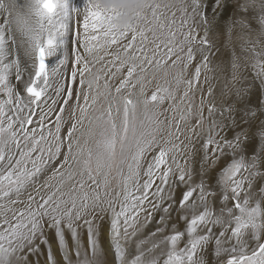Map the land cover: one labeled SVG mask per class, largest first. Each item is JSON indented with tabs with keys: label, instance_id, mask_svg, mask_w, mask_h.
Masks as SVG:
<instances>
[{
	"label": "snow or ice",
	"instance_id": "1",
	"mask_svg": "<svg viewBox=\"0 0 264 264\" xmlns=\"http://www.w3.org/2000/svg\"><path fill=\"white\" fill-rule=\"evenodd\" d=\"M221 48L223 84L201 90L196 123L191 101L161 120L175 91L147 95L143 74L171 61L184 103ZM94 151L95 171L77 167ZM41 256L264 264V0H0V264Z\"/></svg>",
	"mask_w": 264,
	"mask_h": 264
},
{
	"label": "bare ground",
	"instance_id": "2",
	"mask_svg": "<svg viewBox=\"0 0 264 264\" xmlns=\"http://www.w3.org/2000/svg\"><path fill=\"white\" fill-rule=\"evenodd\" d=\"M74 2L80 6L83 5V0H74ZM164 2H169V0H164ZM179 15H180L179 12H177V20H179ZM73 25H75L76 29L82 33V23L80 25H77L75 22H73L71 25L72 29H73ZM146 47L151 48L152 45H146ZM69 52H70V48H69ZM220 53H221V51H220ZM151 54L152 53L149 52V55H151ZM222 59H224V58L219 56L218 60L215 59L214 62H212V65H211V68L213 69L212 71H208L207 73H204L202 71L201 81H200L199 85H196V84L193 85V89L189 92L188 100H185L184 103H181V98L183 97L185 85L181 84L179 86V88L176 87V84H175V81L173 80V77H174L177 69L173 68L171 66V61H168L167 64L162 65L158 69L157 68H150L147 73L143 74L144 75V85H145V90H146L147 95H151V93L153 91H155V89H156L155 87H156V84H158V82H159V84H162L163 87H169L171 90L175 91V96H176L175 101H173L171 99H166L162 104L154 106L155 110L161 113L160 119L165 120V123H167L166 118L170 119L172 117L173 113H172L171 109L173 107H175L177 109L176 119L178 120L180 113L183 111H186L189 101H191V105H192V116L191 117L196 119V107H197L199 99L201 97V90H203L205 92V100H207L208 97L206 96V90H207L209 84L214 89H216L217 91H219V88L223 84V79L220 76L221 70L219 67H217V65L220 64V61ZM198 62H199V57H197V60L194 61L193 64H191L185 70V72H184L185 78H192V76L194 74L195 67L197 66ZM103 63L104 62L101 61V63L97 64L95 66V68L97 70L100 69ZM205 75H207V77H208L207 83L204 82V76ZM106 78L109 79L111 86L114 88L115 86L118 85L119 80L122 78V74L117 73V75L114 79H112L110 76L106 77ZM102 84H103V82H101V85ZM98 111H99V106L97 107V112ZM95 114L96 113L94 112L93 115H95ZM206 115H207V110L205 109V116ZM67 118H68V115H67ZM188 123H189V125L195 124L194 122H191L190 120L188 121ZM67 127H68V125L66 123L64 126V130L61 131L62 136L64 135ZM180 127L182 129H184L185 124L183 122H181ZM186 134L191 135L190 133H187V132H186ZM181 139L183 140L184 137L182 136ZM192 139L195 140L196 137L193 136ZM186 143H187V141H185V144ZM113 155L111 157H113ZM92 159H93L92 164L91 163L90 164L93 165L95 170H96L97 164L100 161L101 156L95 151H94V154L91 158H88L87 156L82 157L81 158L82 163H81V165H78L77 167H80V166L87 167V163H89V161ZM149 159H150V157H149ZM178 159H179V157H178ZM47 174L50 175L51 174L50 171ZM42 178H46V177H42ZM108 181H109L110 188L113 192V195H115V192L119 190V187L121 185V178H115V177L109 178L108 177ZM43 259H44V257L41 256L40 257L41 264H43Z\"/></svg>",
	"mask_w": 264,
	"mask_h": 264
},
{
	"label": "rangeland",
	"instance_id": "3",
	"mask_svg": "<svg viewBox=\"0 0 264 264\" xmlns=\"http://www.w3.org/2000/svg\"><path fill=\"white\" fill-rule=\"evenodd\" d=\"M75 31H77V29H76V27H75V25H73V34H75ZM214 41H216L217 42V45H218V47H219V42L222 40V37L219 35V34H217V35H215V36H212L211 37ZM220 51H221V53H219L218 55H214L213 57H212V62H214V60L215 59H217L218 60V57L219 56H221V57H225V53L223 52V50H222V48L220 49ZM69 55H70V58H71V46H70V52H69ZM224 55V56H223ZM54 62V61H53ZM71 62L69 63V68H71ZM97 72V69L94 67L93 68V73H96ZM225 75V73H223V72H220V76L222 77V79H223V76ZM101 82H103L102 80H101ZM157 87H163V85L162 84H159V82H158V84H156V87L155 88H157ZM102 90V89H101ZM156 90V89H155ZM76 91V89H74V92ZM101 100H102V98H101ZM192 110V109H191ZM67 115H68V109H66V111H65V121H67ZM193 117H191L190 118V121L191 122H194V123H196V119L195 118H193ZM195 119V120H194ZM194 120V121H193ZM66 124V123H65ZM65 126V125H64ZM64 126L62 127V131L64 130ZM205 127H206V125H205ZM92 161H93V159L92 160H90L89 161V163H87V167L88 168H90V169H92L93 171H95V168H94V166L93 165H91L92 164ZM91 163V164H90ZM120 167H121V157H120V151H119V145H117V149H116V152L114 153V155H113V157H111L110 158V173H109V175H108V177L109 178H112V177H115V178H121L120 177V174H119V170H120ZM112 174V175H111Z\"/></svg>",
	"mask_w": 264,
	"mask_h": 264
}]
</instances>
